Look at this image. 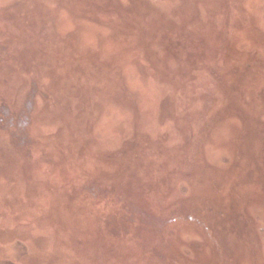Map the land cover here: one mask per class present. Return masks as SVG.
<instances>
[{
  "label": "rangeland",
  "instance_id": "obj_1",
  "mask_svg": "<svg viewBox=\"0 0 264 264\" xmlns=\"http://www.w3.org/2000/svg\"><path fill=\"white\" fill-rule=\"evenodd\" d=\"M0 126V264H264V0H0Z\"/></svg>",
  "mask_w": 264,
  "mask_h": 264
},
{
  "label": "bare ground",
  "instance_id": "obj_2",
  "mask_svg": "<svg viewBox=\"0 0 264 264\" xmlns=\"http://www.w3.org/2000/svg\"><path fill=\"white\" fill-rule=\"evenodd\" d=\"M177 119H179V116L178 117H176ZM1 127V126H0ZM28 133H29V139H33V136H32V134H30V132H29V129H28ZM6 134H8L10 137H11V133H6ZM26 136H27V138L25 137V143H29V139H28V134H27V131H26ZM11 139H12V141L15 143V145L17 146L20 142L14 137V138H12L11 137ZM25 147H22V149H24ZM40 149L42 150V146L40 147ZM79 171H80V168H78L77 170H76V174H74L73 176H71L70 175V178H67L66 177V179L63 181V184L65 183V186L66 187H68V188H66V190L65 191H67V194L68 195H73V193L74 194H76V197H78L79 198V194H77L76 192H75V188H74V183H71V182H74V181H76V179H77V175H79L78 173H79ZM94 177H99L101 180H102V182L103 183H105V184H109V183H111V182H109L110 181V179H112L114 176H111V175H107L106 173H103L100 169H99V174L97 173V175H95ZM93 177V178H94ZM88 178H91V177H88ZM78 181V180H77ZM71 183V185L69 186V184ZM77 183V182H76ZM115 186H116V184H115ZM73 188H74V190H73ZM98 201V200H97ZM99 202V201H98ZM99 203H101V202H99ZM89 206H91V205H89ZM95 206V205H94ZM97 206H99V204H97ZM96 206V210L94 209V207H93V209H89V210H87V209H84V211L86 212L87 211V215L89 216L88 218L91 220V222H92V220H93V222L95 223V226H98V225H102V228H103V230L105 231V232H108V233H112V236L111 235H109L110 237L109 238H111L112 240L114 239V237L115 236H113L114 235V233H115V230H116V227H120V228H125V226L124 225H122V224H115L114 223V219H113V217H114V215H116V213L115 212H117V211H119V207L120 208H122L121 206H116V205H111V207H109L108 209H101V208H98ZM85 208V207H84ZM142 213V212H141ZM117 216V215H116ZM102 217V218H101ZM101 219V223L102 224H100L99 223V220ZM111 221H112V223L113 224H111ZM90 222V223H91ZM92 225V224H91ZM135 241H134V240ZM133 239H131V238H128L127 240L128 241H133V242H136V240L137 239H135V236L133 237ZM188 245H192L191 243H189ZM185 246V245H184ZM184 246H182V248L183 249H185V247Z\"/></svg>",
  "mask_w": 264,
  "mask_h": 264
},
{
  "label": "trees",
  "instance_id": "obj_3",
  "mask_svg": "<svg viewBox=\"0 0 264 264\" xmlns=\"http://www.w3.org/2000/svg\"><path fill=\"white\" fill-rule=\"evenodd\" d=\"M25 128H26V129L22 131V132H23V137H24V138H23V142L25 141V137L27 138V136H26V130H27L28 139H29V133H28V128H29V126L27 125Z\"/></svg>",
  "mask_w": 264,
  "mask_h": 264
}]
</instances>
